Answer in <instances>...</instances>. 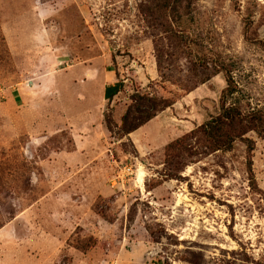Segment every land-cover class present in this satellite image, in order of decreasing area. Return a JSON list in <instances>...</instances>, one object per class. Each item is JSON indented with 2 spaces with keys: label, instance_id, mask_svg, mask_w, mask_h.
<instances>
[{
  "label": "rangeland",
  "instance_id": "1",
  "mask_svg": "<svg viewBox=\"0 0 264 264\" xmlns=\"http://www.w3.org/2000/svg\"><path fill=\"white\" fill-rule=\"evenodd\" d=\"M162 2L0 0V264H264V138L253 183L245 142L199 130L222 68L228 104L264 111V0ZM136 91L173 104L111 133Z\"/></svg>",
  "mask_w": 264,
  "mask_h": 264
},
{
  "label": "trees",
  "instance_id": "2",
  "mask_svg": "<svg viewBox=\"0 0 264 264\" xmlns=\"http://www.w3.org/2000/svg\"><path fill=\"white\" fill-rule=\"evenodd\" d=\"M162 1L160 7L174 16L178 14V9L185 3V1L191 2V0ZM222 71L225 72L227 86L222 92L220 111L217 115L212 116L203 123L199 127V130L204 136L208 147L215 151L231 150L234 148L238 140L245 142L248 147L249 174L251 181L255 183V175L252 168L254 142L246 135L251 131H255L259 136L264 138V111L257 110L245 114L237 104H228V98L237 92L238 87L231 72L226 68H222L219 72ZM122 87V83H117L113 87L111 98L118 94V92L122 90ZM172 104L173 103L170 99L136 91L131 95V104L121 115L120 124L113 122L108 114H105V125L111 133H114L116 128L119 134L127 136L143 127L161 112L171 107ZM181 142L182 139H179L174 143L169 144L167 150L178 147ZM75 247L82 252H86L90 248V245L82 246L78 243Z\"/></svg>",
  "mask_w": 264,
  "mask_h": 264
},
{
  "label": "crops",
  "instance_id": "3",
  "mask_svg": "<svg viewBox=\"0 0 264 264\" xmlns=\"http://www.w3.org/2000/svg\"><path fill=\"white\" fill-rule=\"evenodd\" d=\"M83 67H85L84 69H83V75H87V76H89L91 73L90 72H88L87 70V66L86 65H83ZM81 72V73H82ZM107 85H106V87H105V90H104V98L107 100V101H111V100H113V99H115L117 96H118V94L122 91H120V92H118V94H116V95H114L112 98H111V95H112V91H113V87L117 84V80H116V75H115V73L113 72V71H109L108 73H107ZM85 81V80H84ZM88 81H86L85 83H87ZM84 91V94H86V91L85 90H83ZM85 96V98H86V95H84ZM157 118H160V115L159 116H157L156 118H154L153 120H151V121H149L147 124H146V126L147 125H149L152 121H155ZM144 127V126H143ZM142 127V128H143ZM135 132H133V133H131L130 134V136H132V134H134ZM82 140V139H81Z\"/></svg>",
  "mask_w": 264,
  "mask_h": 264
}]
</instances>
